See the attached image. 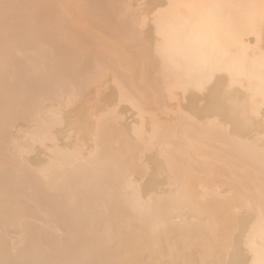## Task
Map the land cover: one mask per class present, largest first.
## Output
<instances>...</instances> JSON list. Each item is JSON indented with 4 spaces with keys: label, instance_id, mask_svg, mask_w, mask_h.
<instances>
[{
    "label": "bare ground",
    "instance_id": "6f19581e",
    "mask_svg": "<svg viewBox=\"0 0 264 264\" xmlns=\"http://www.w3.org/2000/svg\"><path fill=\"white\" fill-rule=\"evenodd\" d=\"M0 19V77L24 73L0 87V264H264V0H0Z\"/></svg>",
    "mask_w": 264,
    "mask_h": 264
},
{
    "label": "rangeland",
    "instance_id": "374dc122",
    "mask_svg": "<svg viewBox=\"0 0 264 264\" xmlns=\"http://www.w3.org/2000/svg\"><path fill=\"white\" fill-rule=\"evenodd\" d=\"M20 14H21V13L19 12V13H17L16 15H18V17H20ZM16 20H18V22H19V20H22V18L20 17V18H18V19H16ZM4 23L7 24L8 22L4 21V19H0V24H1V25H0V28H1L2 24L4 25ZM2 27H3V26H2ZM2 29L4 30V27H3ZM0 31L3 32L1 29H0ZM7 37H9V36H8V33H6V32H5V34H3V33L0 34V42H1L0 45L4 43L3 41H7V39H8ZM2 38H3L4 40H3ZM1 39H2V40H1ZM9 39H11V38H9ZM0 53H1V52H0ZM1 54H2V53H1ZM3 55H4V54H3ZM3 55H1V56L4 57ZM15 56H16V58L13 57V58H11V60H12V61H13V60H14V61H17V64H15V66H16V65H19V64H18V60H19L18 58H19V56H18V55H15ZM17 56H18V58H17ZM2 57H1V58H2ZM1 58H0V61H1ZM15 59H16V60H15ZM3 60H6V59L4 58ZM8 60H10V58H7V61H8ZM7 61H5L4 63H1L2 61L0 62V63H1L0 66L2 65L0 68H1V69H4L3 72H5V74L2 72L4 75H6V72H7V71L5 70V68H9V67L11 68V67L13 66V65L11 66V64H10L11 61H10V62H7ZM14 61H13V64H14ZM15 63H16V62H15ZM8 66H9V67H8ZM19 66H20V65H19ZM19 66H18V67H19ZM17 69H18V68H17ZM20 69H21V68H20ZM13 70H16V69H13ZM18 70H19V69H18ZM0 71H2V70H0ZM19 71H20V70H19ZM13 72H15V73L17 72V73H18V71H13ZM10 73H12V69H11V72H10V70H9V76H10ZM21 73H22V70H21ZM21 73H20V74L18 73V74H19L18 76H17V74L15 75V74L12 73V74H13V76H12V74H11V76H12L11 79H12V80H10L9 77H6V78H8L10 81L7 80V79H6V80H3V78H5V77L1 74V75L3 76V78H1V77H0V78L2 79V81H3L4 83H5V81H8V83L10 82V83H12V84H14V85L12 86V84L10 85V83H9V84H7V86H5L6 84H4V83L0 80V82L3 83V85H0V87L2 86L3 89H1V88H0V89H1L2 91H3L4 89H8V90H10V89L14 88V86H15V87L17 86L18 88L16 87V89L23 90V88H22L21 86H23V85H22V84H23V83H22V82H23L22 79L24 78V73H22V74H21ZM34 74H36V73L31 74L32 77L34 76ZM14 75H15L16 77H18V78H15V79H16V82H15V79L13 78ZM31 75H30V77H29L30 79H31ZM7 76H8V75H7ZM34 78H35V76H34ZM34 78H32V79L30 80V82H31ZM36 78H37V77H36ZM13 79H14V82H13ZM34 82H35V80L33 81V83L31 82L32 84L30 83L31 85H29V87H30V88H28L29 90H31V87L35 89V87L37 86V84H39L38 82H36V83H34ZM2 83H1V84H2ZM6 83H7V82H6ZM9 85L11 86L10 89H9ZM32 85H33V86H32ZM35 85H36V86H35ZM3 86H4V87H3ZM25 86H26V85H25ZM27 87H28V86H27ZM37 87H38V86H37ZM31 91H32V90H31ZM34 91H36V90H34ZM38 91H39V88H37V92H38ZM5 92H6V91H4L3 93H5ZM37 92H32V93H37ZM34 95H35V94H31L32 97H33ZM4 97L6 98L5 94L2 95V92L0 91V99L2 98V100H5ZM29 97H30V96H29ZM18 99H19V98H18ZM21 99H22V98H21ZM29 99L31 100V102H30ZM29 99H28V100H29V103H32L33 98H29ZM20 101L22 102L23 99L20 100ZM1 102H3V101H0V112L4 109V105H3L4 103L2 104ZM2 105H3V106H2ZM11 105H12V104H11ZM1 106H2V107H1ZM7 106H8V105H7ZM11 107H12V106H11ZM8 108H9V106H8ZM12 108L14 109V107H12ZM1 109H2V110H1ZM10 111H11V109H10ZM13 112H14V111H13ZM20 112H21V111H20ZM20 112H19V113H20ZM19 113H14V114H15V115L18 114V116H20L21 113H20V114H19ZM12 114H13V113H12ZM0 132H1V131H0ZM0 134H1V133H0ZM0 145H1V144H0ZM0 147H1V146H0ZM1 149H2V148H0V151H1ZM64 228H65V230H66V226H65ZM76 236H77V235H76ZM67 239H69V240H68V243H69V242L72 243V242L74 241V239H73V241H72V237H70V238L68 237ZM67 239L65 238L64 241L66 242ZM70 240H71V241H70ZM76 240L80 241V239H76V238H75V241H76ZM75 243L78 245L79 242L77 243V241H76ZM109 251H111V250H109ZM109 251H108V252H109ZM127 252H128V253H127ZM127 252H126L125 254H121V255L118 256V257H113V256H111V255H110L111 257L106 256V258H105V260H104L103 262L106 263V264H148V263H149V260H150V259H149V257H146V255L148 256V253H147V252L140 253L139 255L136 254L135 249H131V250L127 251ZM130 252H131V253H130ZM133 252H134V253H133ZM129 253L132 254V255H130ZM143 254H146V255H143ZM135 255H136V256H135ZM140 257H142V258H140ZM131 259H132V260H131ZM132 262H134V263H132Z\"/></svg>",
    "mask_w": 264,
    "mask_h": 264
}]
</instances>
